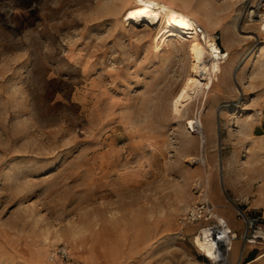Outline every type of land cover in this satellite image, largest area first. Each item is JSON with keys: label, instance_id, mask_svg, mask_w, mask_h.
<instances>
[{"label": "rangeland", "instance_id": "rangeland-1", "mask_svg": "<svg viewBox=\"0 0 264 264\" xmlns=\"http://www.w3.org/2000/svg\"><path fill=\"white\" fill-rule=\"evenodd\" d=\"M161 1L227 53L182 106L189 42L123 22L134 0H0V264H59V242L79 264H219L194 245L212 219L186 207L264 215V29L237 22L240 0Z\"/></svg>", "mask_w": 264, "mask_h": 264}, {"label": "built area", "instance_id": "built-area-1", "mask_svg": "<svg viewBox=\"0 0 264 264\" xmlns=\"http://www.w3.org/2000/svg\"><path fill=\"white\" fill-rule=\"evenodd\" d=\"M240 2L242 3L240 16L247 22L255 23L264 29V0H240ZM191 30L198 36H208L204 27L197 22H193ZM210 36L217 45L219 36L216 33H212ZM234 214L238 221L242 223V227L238 230L233 229L223 217H218L215 205L207 196H204L186 207L180 221L190 223L212 219V222L199 227L195 235L211 240L210 254L202 250L201 253L211 261L219 264L228 262L231 243L236 239H240V256L236 263L240 264L241 254L246 247L253 248L257 244L264 243V215L257 210L247 212L238 204L234 205ZM49 259H57L59 264H79L70 255L65 242H59L52 249Z\"/></svg>", "mask_w": 264, "mask_h": 264}, {"label": "bare ground", "instance_id": "bare-ground-1", "mask_svg": "<svg viewBox=\"0 0 264 264\" xmlns=\"http://www.w3.org/2000/svg\"><path fill=\"white\" fill-rule=\"evenodd\" d=\"M227 1L234 2V0ZM121 18L125 23L142 24L144 26L155 25L160 22V19H163L165 29L178 33L188 40L191 60L190 72L181 85L178 106L187 103L191 100L193 94L201 89L209 88L213 79H218V73L222 70L221 63L227 59V53L221 52L210 34L201 37L191 30L193 22H197L192 16L173 8L161 0H134V4L124 10ZM237 22L244 24L247 21L239 14ZM246 32L250 33L248 37H253L252 31L248 30ZM205 54L209 57V59L207 58L208 61L205 60ZM196 122L199 123L196 119H190L188 121L190 128L194 129V123ZM218 217L222 216L218 215ZM211 244L209 238L194 236V245L207 254H210ZM232 246L233 242L231 243V248Z\"/></svg>", "mask_w": 264, "mask_h": 264}, {"label": "crops", "instance_id": "crops-1", "mask_svg": "<svg viewBox=\"0 0 264 264\" xmlns=\"http://www.w3.org/2000/svg\"><path fill=\"white\" fill-rule=\"evenodd\" d=\"M136 179L137 178L133 176V177H131V179H129L127 181L132 182V181H135ZM220 210H221V212L217 211V209H216L217 214L222 216L233 229L238 230L239 228H237V226H236V223H238L237 222L238 219L233 215V213L231 211H229L228 209H225V208H221ZM262 254L264 255V253H262ZM258 256L256 258H259Z\"/></svg>", "mask_w": 264, "mask_h": 264}]
</instances>
